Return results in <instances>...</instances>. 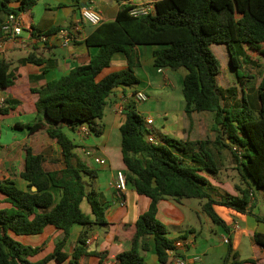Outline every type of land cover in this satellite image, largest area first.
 I'll return each instance as SVG.
<instances>
[{
    "label": "trees",
    "instance_id": "16d2710c",
    "mask_svg": "<svg viewBox=\"0 0 264 264\" xmlns=\"http://www.w3.org/2000/svg\"><path fill=\"white\" fill-rule=\"evenodd\" d=\"M38 0H0V11L6 15L30 11ZM154 14L133 18L128 14L130 4L120 7L115 19L103 22L85 38L88 48H96L89 62L71 69L39 89H31L37 95L35 108L45 120L37 119L16 128L27 129L29 135L45 132L61 149L64 167L47 172L43 168L42 156L25 147L21 180L26 188H19L12 180L0 181V191L6 195L10 208L0 210V264H48L54 260L70 264H85L90 256L100 262L104 253L88 251L87 239L90 228L105 225L101 193L94 188L98 169L90 167L74 153L75 143L63 132L66 127L76 130L87 125L90 133L99 136L104 116L106 99L119 86H131L138 81L134 74L140 66L136 47L157 45L153 52L154 66L176 71L185 69L182 82L184 111H208L214 114L211 130L215 142L227 148L244 170L242 186H235L238 196L226 195L214 200L207 180L199 173L212 171L211 156L203 153L199 158L194 149L202 150L207 140L180 142L162 138L160 145L145 140L144 117L137 111L136 103L130 100L125 105L124 121L120 125L121 155L125 167L126 185L136 193L150 199L148 209L132 225L129 250L117 254L116 264H144V253L149 250L152 239L159 264H166L174 250L173 242L167 238L166 226L157 218L160 200L173 198L205 200L203 212L210 220L228 228L214 210L220 205L241 214L253 216L264 223V217L251 212V192L264 189V66L256 86L257 110L254 111L246 98V80L239 52H259L264 45V0H154ZM15 2L17 7H11ZM224 45L229 56L230 67L239 85L240 103H230L237 95L235 87L222 89L218 85L220 61L213 46ZM116 52L125 55L126 69L101 74L108 68ZM34 64L39 58L27 57ZM242 68V75L239 70ZM12 84L8 63L0 59V91ZM238 100V101H239ZM237 101V102H238ZM7 101L0 105L1 116L9 112ZM235 148V150H234ZM176 151L191 153V163H186ZM35 188L33 190L32 188ZM57 190L55 194L53 190ZM86 200L93 219L81 209ZM82 226L71 254L63 251L74 225ZM62 232L52 254L31 261L30 257L39 248L23 245L10 236L42 233L46 226ZM256 245L264 249V234H254ZM178 254L172 257V263ZM255 263L252 259H240L228 241L221 264Z\"/></svg>",
    "mask_w": 264,
    "mask_h": 264
},
{
    "label": "crops",
    "instance_id": "0c3cea01",
    "mask_svg": "<svg viewBox=\"0 0 264 264\" xmlns=\"http://www.w3.org/2000/svg\"><path fill=\"white\" fill-rule=\"evenodd\" d=\"M146 1L149 0H38L30 11L18 15L22 23V32L27 31V35H22V37L27 38L29 35L36 37L42 34L49 37L44 44L37 41H31L32 43L25 46L9 43L0 58L8 63L9 74L12 78V84L0 91V96L5 98L10 107L9 112L1 116L0 181L12 180L19 188H26L20 178L25 147H30L34 153L42 156L45 171H55L64 167L61 149L55 140L48 138L43 131L29 135L27 129L19 130L16 124H26L37 119L44 121V115L36 111L37 95L32 93L31 89L42 88L47 82L67 74L71 69L87 64L91 56L96 53V48H88L84 44L85 38L95 26L81 19V8L91 6L100 13L103 22H109L115 19L122 5ZM10 6L17 7L18 4L12 2ZM6 19L7 15L0 11V27ZM64 27L75 28L76 40L68 47H62L55 35L59 28ZM157 49H159L157 45L136 47L140 66L135 69L134 74L138 81L131 86H119L112 90L106 99L104 116L99 123L102 126V133L97 140H93L94 144L87 146L73 141L77 146L74 153L80 160L98 169L99 172L100 170L109 171L106 186L96 185L94 181V188L101 193L100 201L104 207L106 224L92 226L87 239L89 241L88 251L102 252L104 258L100 262L97 256H90L85 264H116L117 254L130 249L132 225L150 205L148 197L136 193L128 186L122 194H118L111 186L116 172L125 171L119 130L124 121V114L117 113L115 106L132 92L143 91L147 95V103L152 104L153 111L149 113L155 118L153 124L146 127V130L158 141L161 142L164 137L180 142L208 141L202 150L195 148L194 151L199 158L203 153L211 156L212 171L205 170L199 174L207 180L208 191L214 200H221L226 195L238 196L235 186H242L244 182L250 183L248 177L244 178L243 167L237 163L231 152L215 142L216 134L211 130L214 114L208 111L187 114L184 111L185 105L181 90L186 71L181 72V68L173 71L168 68L155 67L153 52ZM27 57L39 58L42 63L34 64L29 62ZM126 67L125 55L116 52L112 56L109 67L103 70L100 78L126 69ZM177 84H180L179 90ZM178 94L180 96L177 98ZM141 108L143 106L136 103L137 111L143 116L145 111H141ZM147 116L149 115L143 117ZM82 127L88 130L86 136H82L80 132ZM71 131L80 139H86L91 135L87 125ZM38 137L42 138L39 144ZM176 153L182 156L186 163H191V153L181 151H176ZM96 159H104L106 164L99 165ZM53 192L56 194L57 190L54 189ZM120 200L123 201V205ZM251 201V212L264 217L258 190L254 189L251 192ZM204 202L205 200H175L173 198L162 199L158 202L156 216L166 226L167 238L173 242V245L181 240H187L189 243L185 247L175 246L174 253L170 255L166 264L172 262L174 254H178L176 260H184L186 264H195L193 261L195 256L200 257V264H208V256L213 250L218 251V259L222 260L228 241L240 259L255 260V263L245 264H264V249L254 242L256 232L264 234V223L256 221L251 215L214 205L215 212L228 228L226 231L221 226L212 224L210 218L202 210ZM10 207L11 204L7 201L6 195L0 191V210ZM82 211L93 219L90 206L86 211L83 209ZM203 223L207 227H204ZM81 230L82 226L77 224L71 228L70 236L63 248L64 252L72 253ZM199 235L201 240L197 242ZM10 236L23 245L39 248V252L30 257L31 261H37L54 252L56 242L62 238V232L49 225L39 234L15 235L10 232ZM212 236L218 237L219 243H214L215 239ZM148 242L149 250L144 253V264H159L152 239ZM93 244L96 249L91 250L89 246ZM68 260L69 258L63 263L52 260L48 264H70ZM175 261L172 264H176Z\"/></svg>",
    "mask_w": 264,
    "mask_h": 264
},
{
    "label": "built area",
    "instance_id": "2783aa9c",
    "mask_svg": "<svg viewBox=\"0 0 264 264\" xmlns=\"http://www.w3.org/2000/svg\"><path fill=\"white\" fill-rule=\"evenodd\" d=\"M130 8L128 9V14L133 18L143 17L147 15L154 14L155 12V2L152 0L146 1L144 3H129ZM81 19L86 21L92 26H97L102 23L103 18L100 13L91 6H84L80 10ZM22 23L20 21V17L18 15L9 14L7 15V19L0 27V58L3 56L7 44H16L25 46L28 43H32L31 41L46 43L48 41V35H39L36 37H32L29 35L27 38L22 37ZM56 38L59 44L62 47H68L73 44L76 40L75 38V28H59L56 33ZM134 101L135 103L145 102L147 100V95L143 91H135L131 94L125 96L121 102L117 103L115 106V110L119 114H124L125 105L130 101ZM5 98L0 96V105H3ZM145 129L148 126L153 124V119L151 116H147L144 118ZM80 132L82 136H86L88 134V130L84 127L80 128ZM145 140L152 145H160L161 142L155 139L151 134L146 132ZM235 150V148H234ZM89 154V153H88ZM99 165H105L106 162L104 159H96ZM111 186L118 194H122L126 190V181L125 175L123 171H117L115 174V178L113 179ZM120 203L123 205V201L120 200ZM237 227V226H236ZM227 242V240H225ZM89 243V241H86ZM189 243L187 240H181L180 242H176L175 246H187ZM175 249V248H174ZM169 255L174 253V250L167 251ZM195 264H200V257L195 256L193 258ZM176 264H186L184 260H176Z\"/></svg>",
    "mask_w": 264,
    "mask_h": 264
},
{
    "label": "rangeland",
    "instance_id": "374dc122",
    "mask_svg": "<svg viewBox=\"0 0 264 264\" xmlns=\"http://www.w3.org/2000/svg\"><path fill=\"white\" fill-rule=\"evenodd\" d=\"M22 35L26 36L27 35V31H23ZM262 50H264V45H262L261 47ZM213 51L215 53V55L218 57L221 67H220V74L218 76V84L222 87V88H230V87H235L236 91H237V95L235 97H233V99L230 100V103H234L235 100H239L240 98V91H239V85L236 83V77L234 72L232 71L231 67H230V62H229V56L228 53L226 51V48L224 45L221 44H217L213 46ZM239 58L241 61V65L242 68L244 70V72L247 73V75H249L250 77H248L246 80V87H245V92L247 95V99L249 100L252 108L254 111L257 110V99H256V86L257 83L260 81V76L262 73V67L264 66V55L262 53L259 52H249L247 54H245L244 52L240 53L239 52ZM242 68L239 70V75H242ZM181 72H185V69L181 68ZM178 90L180 89V84L178 85ZM180 95H177V98ZM235 105H238L240 103V100L237 102ZM140 105L143 106V108H141V111H145L143 112V116L149 115L152 117V119H154L155 117L150 114L149 112L153 111V108H151L152 104L147 103L146 102H141L139 103ZM150 105V106H149ZM145 114V115H144ZM63 132L75 143L78 144H84L87 146H90L92 144H94L93 140H97V138L99 136L93 135L91 133V135L89 137H86V139H80L78 137V135H75L70 129L64 127L62 128ZM38 144L39 142L42 141V138L38 137ZM90 149V148H88ZM108 177H109V171L107 170H100V172L98 173V177L95 179V183H97L96 185H102V186H106L107 185V181H108ZM258 196H259V200L262 202V206H261V210L264 213V189H260L258 190ZM195 202V201H193ZM88 203L84 200L82 203V209L84 211H86L88 209ZM213 225H216L215 223L212 222ZM204 227H207V225L205 223H203ZM201 236L199 235L197 238V242L200 241ZM212 238L215 239L214 243H219L218 241V237L216 236H212ZM89 248L91 250L96 249L95 244L90 245ZM195 249V247H194ZM222 260L218 259V251L217 250H213L211 251L210 255L208 256V264H221Z\"/></svg>",
    "mask_w": 264,
    "mask_h": 264
},
{
    "label": "water",
    "instance_id": "95a60500",
    "mask_svg": "<svg viewBox=\"0 0 264 264\" xmlns=\"http://www.w3.org/2000/svg\"><path fill=\"white\" fill-rule=\"evenodd\" d=\"M33 190H35V188L33 187Z\"/></svg>",
    "mask_w": 264,
    "mask_h": 264
}]
</instances>
